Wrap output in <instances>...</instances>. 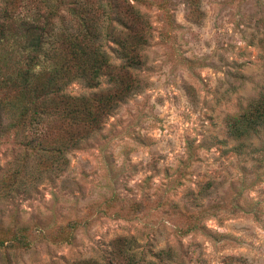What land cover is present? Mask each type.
<instances>
[{
  "label": "rangeland",
  "instance_id": "374dc122",
  "mask_svg": "<svg viewBox=\"0 0 264 264\" xmlns=\"http://www.w3.org/2000/svg\"><path fill=\"white\" fill-rule=\"evenodd\" d=\"M44 1L9 0V14L42 23ZM126 1L150 25L146 63L129 67L140 82L117 97L99 129L82 115V137L62 176L41 174L28 193L0 199V264H127V254L135 264H264V134L239 151L226 128L264 86V0ZM58 2L61 16L77 20L105 6L102 50L109 63L122 62L105 36L114 2ZM4 7L0 0V24ZM111 18L120 30L123 9ZM15 46L0 45V99L7 101L25 67L11 54ZM72 55L62 44L50 61L39 58L76 74L66 94L111 86L104 75L89 87L80 76L88 60ZM0 122L2 172L24 150L22 137L3 128L4 115ZM60 129L59 121L50 124L49 138H62ZM13 232L29 246L6 247Z\"/></svg>",
  "mask_w": 264,
  "mask_h": 264
},
{
  "label": "trees",
  "instance_id": "16d2710c",
  "mask_svg": "<svg viewBox=\"0 0 264 264\" xmlns=\"http://www.w3.org/2000/svg\"><path fill=\"white\" fill-rule=\"evenodd\" d=\"M111 1L114 4L108 3V32L105 36L116 46L122 60L119 65L109 63L102 50L103 19L98 12L102 14L105 6L98 4L95 10L86 9L77 20L78 15H74L73 19L61 16L63 5L58 0H45L43 13H47L49 17L39 23L20 15L10 16L9 0H4L6 24H0V45L12 41L16 46L12 50L15 53L11 54H17L25 67L18 81L19 85L12 88L16 94L12 100L15 101L1 98L0 114L7 120L3 128L22 137L20 145L24 154H18L0 172V199L13 193H28L37 187L41 174L62 176L68 166L66 154L70 148L78 145L82 137L79 131L83 125L82 115L85 116L86 126H97L99 129L104 117L114 108L117 97L135 87L134 83L139 84L140 80L134 78L129 67L146 63L143 49L149 42L150 25L128 1ZM113 8L116 12L123 9L125 13V20L120 22L116 18L121 26L120 30H116L111 23V15L116 13L112 12ZM9 22L15 25L13 31L7 25ZM49 37L51 42H47ZM62 44L69 45L73 52L72 59L88 60L87 68L80 70L83 73L80 76L89 87H98V80L104 75H109L111 86L88 95L66 94L64 89L76 74H71L65 67L63 70H51L44 63L57 54V48ZM41 55L44 58L42 64L39 63ZM53 121L61 124L60 130L64 136L59 140L49 138V126ZM0 126L2 128L1 122ZM226 128L228 136L235 141V148L239 151L248 149L253 138L264 134V86L259 96L251 100L241 112L227 118ZM191 229H195V225ZM15 241L23 243L22 247L29 246L25 236L20 237V234L13 232L6 247L13 248ZM0 248H5L2 240ZM126 257L127 264H135L131 254ZM106 259L101 264H109L108 258ZM83 263L91 264L89 261Z\"/></svg>",
  "mask_w": 264,
  "mask_h": 264
}]
</instances>
